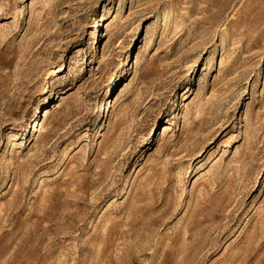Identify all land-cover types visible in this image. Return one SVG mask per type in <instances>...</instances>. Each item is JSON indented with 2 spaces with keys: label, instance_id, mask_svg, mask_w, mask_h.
Masks as SVG:
<instances>
[{
  "label": "rangeland",
  "instance_id": "obj_1",
  "mask_svg": "<svg viewBox=\"0 0 264 264\" xmlns=\"http://www.w3.org/2000/svg\"><path fill=\"white\" fill-rule=\"evenodd\" d=\"M0 264H264V0H0Z\"/></svg>",
  "mask_w": 264,
  "mask_h": 264
}]
</instances>
